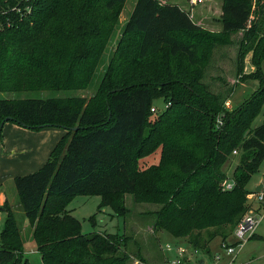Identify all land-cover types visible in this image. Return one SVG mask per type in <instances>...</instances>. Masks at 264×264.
I'll return each mask as SVG.
<instances>
[{"label": "trees", "instance_id": "obj_1", "mask_svg": "<svg viewBox=\"0 0 264 264\" xmlns=\"http://www.w3.org/2000/svg\"><path fill=\"white\" fill-rule=\"evenodd\" d=\"M125 2L0 0V122L10 116L6 122L31 130H65L38 169L13 178L27 226L5 201L0 264H32L24 239L35 243L37 264H130L126 235L81 231L67 209L77 194L99 195V208L119 216L128 213L127 193L155 204L153 233L165 230L206 253L253 205L247 184L264 159V119L251 127L264 101V1L222 0L221 32L209 33L178 4L136 0L116 36ZM237 31L238 73L251 53L260 86L228 110L202 78L212 49ZM89 88V98L1 94ZM158 98L169 104L152 112ZM233 150L239 159L228 176L222 165ZM156 151L157 162L141 169Z\"/></svg>", "mask_w": 264, "mask_h": 264}, {"label": "rangeland", "instance_id": "obj_2", "mask_svg": "<svg viewBox=\"0 0 264 264\" xmlns=\"http://www.w3.org/2000/svg\"><path fill=\"white\" fill-rule=\"evenodd\" d=\"M169 3L179 4L183 9L191 12L192 19L196 23H200L203 29L209 33H220L221 23L219 20L221 14L222 0H201L198 3L191 4L190 0H164ZM264 1V0H263ZM136 0H126L119 13V25L117 27L116 36L121 33L123 24L128 19L131 11L133 10ZM254 17V13L252 18ZM243 31H237L230 34L229 43L225 45H217L212 49L210 61L207 64L202 81L207 84L211 91L218 93L225 99H230L231 110L238 107L244 100L255 92L260 86V82L256 76V67H252L250 62V54L248 53L244 60L242 71L238 73L239 68V48ZM110 53H104L102 58V65H104L114 44H110ZM102 65L97 70L99 74ZM259 67L261 74L264 76V56L259 59ZM99 76L96 75L93 80L92 87L98 81ZM91 87V88H92ZM87 90H35L24 92H3L1 93L4 98L17 99V98H48V97H67L74 95H81L89 98L94 92L93 89ZM153 106L163 108V98L153 99ZM226 108V107H225ZM157 109V110H158ZM228 109V110H230ZM264 119V101L261 104L258 114L255 116L251 123V127H256L262 123ZM45 128V127H44ZM43 128L35 130L36 132L42 131ZM52 138V136H51ZM60 138V136H59ZM238 153H232L228 159L223 163L222 170L228 176L238 162ZM158 152L145 157L140 162V168H147L149 165L156 163ZM34 165V164H33ZM34 170V169H33ZM264 181V159L258 166L257 172L252 175L247 184L250 191H254L256 184ZM7 188L8 200L15 212L18 222L22 225L26 219L23 210L18 204L17 193L14 187L13 179L5 185ZM125 205L128 208V213L125 216L116 215L110 207L103 206L99 208L100 196L77 194L68 202L67 209L70 214L76 217L81 224V231L83 233L91 232H104V233H119L124 234L128 238L127 249L131 254L130 264H141L138 260V255L142 256L147 264H163L164 259L166 264H199L204 261V264H224L225 261H216L213 255L221 248V237L217 236L210 242V254L201 250H194L184 238L172 236L165 230H159L156 233L152 231L153 215L152 212L157 208V205L149 202H139L134 200L133 195L125 194ZM248 199L252 200L253 206H257L259 202L255 200V195L252 193L248 195ZM264 208V203H262ZM261 211V210H260ZM258 211V212H260ZM258 215L254 213V216ZM260 218L254 234L255 238L247 239L242 245L237 243L234 229L230 231L226 238L228 244H234L235 250L233 255L237 263H250V264H264V211L261 212ZM6 213L0 211V231L4 226V219ZM24 221V222H23ZM24 225V226H23ZM22 225V230L25 231L26 223ZM170 244L171 248L167 249L166 245ZM32 246L34 248H32ZM183 249L182 254H178L177 247ZM35 251V243L31 240L24 239V252L30 259L32 264L40 263V256ZM188 262V263H187Z\"/></svg>", "mask_w": 264, "mask_h": 264}, {"label": "crops", "instance_id": "obj_3", "mask_svg": "<svg viewBox=\"0 0 264 264\" xmlns=\"http://www.w3.org/2000/svg\"><path fill=\"white\" fill-rule=\"evenodd\" d=\"M197 24L200 25V23ZM249 54L251 58V53ZM252 67H254V65H252ZM64 132L65 130L59 127H45L42 131L36 132L35 130L25 128L12 122L3 123L0 136V207L3 206L5 201L11 205L8 200V192L5 185L11 182V179L17 175H23L38 169L49 157L59 136L61 137ZM259 184L260 183L256 184V186ZM32 248L34 247L32 246ZM35 251L33 250V252ZM217 254L222 255L220 261H225L228 257L220 250V252L218 251L213 255V258ZM199 264H204V261H200Z\"/></svg>", "mask_w": 264, "mask_h": 264}, {"label": "built area", "instance_id": "obj_4", "mask_svg": "<svg viewBox=\"0 0 264 264\" xmlns=\"http://www.w3.org/2000/svg\"><path fill=\"white\" fill-rule=\"evenodd\" d=\"M200 1L201 0H190V3L195 4V3H198ZM168 104L169 103L164 104L163 107H167ZM224 105H225L226 109H230L231 108L230 99H227L224 102ZM150 110L152 112H155L157 109H156V107L152 106L150 108ZM220 124H221V120H220V118H217V125H220ZM233 153H236V150H233ZM225 186H226V188H231L233 186L232 179H228L225 183ZM253 194L255 195V200L257 199L259 202L264 203V181L261 182V187H260L259 191H254L252 193V195ZM262 211H264V208L260 212H258L256 210V206L252 205L251 208H249V210L238 221V223L236 224V226L234 228V233H235V236L237 237V243L239 245H242L245 240H247L248 238H250L254 234V230H255L260 218L262 217V215H261ZM254 213L259 214V216L258 215L254 216ZM234 246H235L234 244H228L227 242H221V248H222L221 251L224 253V255L228 256V260L224 264H243V263H237L236 262L235 255H233L234 250H235ZM166 248L170 249L171 246L169 244H167ZM182 253H183V249L181 247H178V254H182ZM221 258H222V255L217 254L214 257V260L220 261ZM178 264H180V262ZM245 264H250V263H245Z\"/></svg>", "mask_w": 264, "mask_h": 264}, {"label": "water", "instance_id": "obj_5", "mask_svg": "<svg viewBox=\"0 0 264 264\" xmlns=\"http://www.w3.org/2000/svg\"><path fill=\"white\" fill-rule=\"evenodd\" d=\"M11 119H12V117L7 116L0 122V131H1V128L3 126V123L6 122L7 120H11ZM76 128L77 127H73L72 129H76ZM260 187H261V183L255 187L254 191H259Z\"/></svg>", "mask_w": 264, "mask_h": 264}]
</instances>
